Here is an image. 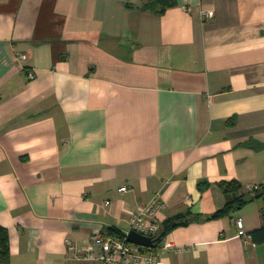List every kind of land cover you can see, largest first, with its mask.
Returning a JSON list of instances; mask_svg holds the SVG:
<instances>
[{
    "label": "crops",
    "instance_id": "1",
    "mask_svg": "<svg viewBox=\"0 0 264 264\" xmlns=\"http://www.w3.org/2000/svg\"><path fill=\"white\" fill-rule=\"evenodd\" d=\"M154 1L0 0L9 264H99L91 238L156 194L162 223L190 220L164 264H264V199L214 218L221 183L264 187V0Z\"/></svg>",
    "mask_w": 264,
    "mask_h": 264
},
{
    "label": "built area",
    "instance_id": "2",
    "mask_svg": "<svg viewBox=\"0 0 264 264\" xmlns=\"http://www.w3.org/2000/svg\"><path fill=\"white\" fill-rule=\"evenodd\" d=\"M211 13H203V17L212 16ZM26 56L22 55L21 60H26ZM22 70H25L22 67ZM36 75L34 72H28V80L34 81ZM127 187H123L120 191L125 192ZM166 207L165 201L161 200L156 194L149 205L143 209H139L132 217L129 231L122 238L111 235H95L91 238L90 243L84 249V260L95 261L99 264H164L160 259L163 251L173 248L165 240L156 243V240L162 229L160 221V212ZM237 227L242 228V219L236 221ZM136 232L143 236L152 238L155 247L146 248L138 246L127 241V235L130 232ZM179 251L182 248H178Z\"/></svg>",
    "mask_w": 264,
    "mask_h": 264
},
{
    "label": "trees",
    "instance_id": "3",
    "mask_svg": "<svg viewBox=\"0 0 264 264\" xmlns=\"http://www.w3.org/2000/svg\"><path fill=\"white\" fill-rule=\"evenodd\" d=\"M174 0H155L154 2L146 6L147 9L156 10V6H173ZM220 188L226 196H231L232 199H229L225 206L218 210L214 214V218H223L229 216L233 211L241 210L247 203L254 199H264V187L261 189H255L252 191L250 196H237L241 190V185L237 182H224L221 183ZM204 187H207L205 184H200L199 189L202 190ZM263 218H264V209H263ZM190 220L187 219L185 215H178L174 218H171L164 223H162L161 232L156 240V243H160L166 237V235L179 227H185L189 224ZM110 235L118 238H122L124 235L116 230L111 229ZM251 236L256 244H264V227L256 230L251 233ZM9 233L8 231L0 225V264H9Z\"/></svg>",
    "mask_w": 264,
    "mask_h": 264
},
{
    "label": "water",
    "instance_id": "4",
    "mask_svg": "<svg viewBox=\"0 0 264 264\" xmlns=\"http://www.w3.org/2000/svg\"><path fill=\"white\" fill-rule=\"evenodd\" d=\"M127 241L129 243L138 245V246H142V247H146V248H153L155 247V242L152 238L143 236L139 233H136L134 231L130 232L127 235Z\"/></svg>",
    "mask_w": 264,
    "mask_h": 264
}]
</instances>
